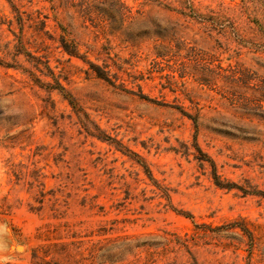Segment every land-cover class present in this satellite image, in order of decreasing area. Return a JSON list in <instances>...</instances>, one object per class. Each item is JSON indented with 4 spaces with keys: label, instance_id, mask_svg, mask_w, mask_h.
I'll use <instances>...</instances> for the list:
<instances>
[{
    "label": "rangeland",
    "instance_id": "rangeland-1",
    "mask_svg": "<svg viewBox=\"0 0 264 264\" xmlns=\"http://www.w3.org/2000/svg\"><path fill=\"white\" fill-rule=\"evenodd\" d=\"M0 264H264V0H0Z\"/></svg>",
    "mask_w": 264,
    "mask_h": 264
},
{
    "label": "trees",
    "instance_id": "trees-1",
    "mask_svg": "<svg viewBox=\"0 0 264 264\" xmlns=\"http://www.w3.org/2000/svg\"><path fill=\"white\" fill-rule=\"evenodd\" d=\"M20 18L19 24H20V34L15 33L14 30H11L14 34H15V38H19L22 37L23 35V29L25 27V21H22V17H18ZM39 25H42V28L37 29V31L31 34V38L32 41L34 43L39 42L38 37H41L43 35H46L47 30H45L47 23L46 21H40L38 23ZM32 26V25H31ZM16 40V39H14ZM58 41L60 42V45L62 47V50H64V52H66L68 55L72 56H79L78 55V49H77V45L75 43H70L69 40L65 37H60V39H58ZM10 43V42H8ZM15 47V55H20L23 54L26 58V61L29 63V67H21V69L27 73L31 79L36 82L37 84L41 85V86H47L49 88L52 89H56L58 90L65 98L69 99V101L72 103V94L66 89V87L63 85L62 81H61V77H59V75L56 74L54 68L51 66L50 64V59L48 56L44 55V54H38L36 52H38V50H30L28 49L23 41L20 42H16L14 44ZM8 53L10 51H7ZM8 66H12V65H8ZM97 74L99 77L109 80L108 76L105 73H102L100 71H97ZM42 77H51L52 81L49 80H45ZM217 184H219L217 182Z\"/></svg>",
    "mask_w": 264,
    "mask_h": 264
}]
</instances>
